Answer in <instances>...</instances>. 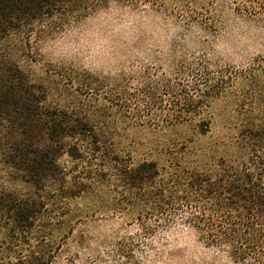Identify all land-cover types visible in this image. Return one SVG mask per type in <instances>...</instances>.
Returning a JSON list of instances; mask_svg holds the SVG:
<instances>
[{
	"label": "trees",
	"instance_id": "16d2710c",
	"mask_svg": "<svg viewBox=\"0 0 264 264\" xmlns=\"http://www.w3.org/2000/svg\"><path fill=\"white\" fill-rule=\"evenodd\" d=\"M109 2L0 0V171L28 188L16 193L0 184V221L26 230L56 196L65 205L108 196L144 227L183 225L233 264H264V64L193 81L185 94L197 99L174 100L161 123L137 124L119 102L92 97L87 86L39 79L18 58L17 42L37 24L69 21ZM244 2L264 14V0ZM227 95L235 111L223 123L210 107ZM139 126L153 129L132 131ZM174 129L183 133L169 135Z\"/></svg>",
	"mask_w": 264,
	"mask_h": 264
},
{
	"label": "rangeland",
	"instance_id": "374dc122",
	"mask_svg": "<svg viewBox=\"0 0 264 264\" xmlns=\"http://www.w3.org/2000/svg\"><path fill=\"white\" fill-rule=\"evenodd\" d=\"M132 1L110 0L69 21L37 24L17 42L18 58L39 79L87 86L92 97L119 102L137 124L161 123L171 115V102L197 99L185 94L193 81L196 86L214 72L233 76L264 64V14L244 0ZM234 103L232 95L223 96L212 101L210 112L224 123L234 115ZM139 127L132 131L149 135L153 129ZM177 132L169 135L183 130ZM0 184L16 193L28 190L11 173L0 171ZM64 202L56 196L26 230L0 221V264L30 257L42 264H233L190 228L144 227L116 211L108 196Z\"/></svg>",
	"mask_w": 264,
	"mask_h": 264
}]
</instances>
